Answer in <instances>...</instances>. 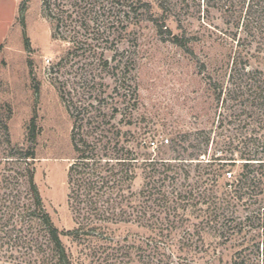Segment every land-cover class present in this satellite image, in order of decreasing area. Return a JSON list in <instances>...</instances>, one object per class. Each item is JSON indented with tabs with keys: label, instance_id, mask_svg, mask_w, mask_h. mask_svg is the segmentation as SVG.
I'll return each mask as SVG.
<instances>
[{
	"label": "rangeland",
	"instance_id": "obj_1",
	"mask_svg": "<svg viewBox=\"0 0 264 264\" xmlns=\"http://www.w3.org/2000/svg\"><path fill=\"white\" fill-rule=\"evenodd\" d=\"M46 1L56 21L43 0H0V119L7 120L13 145L36 139V183L55 225L74 228L68 204L72 119L64 96L79 107L99 104V115L138 136L137 191L149 169L145 155L175 163L169 159L193 151L185 136L198 134V149L207 151L202 164L179 165L171 175L177 192L194 188L209 204L164 221L175 235L163 244L153 241L147 220L142 227L111 226L119 245L108 251L131 256L102 264H264V192L230 198L242 161L207 164L219 155L230 159L231 149L240 159L235 148L264 133V116L251 117L244 108L251 72H264V21L247 24L250 0ZM210 205L218 211L198 210ZM64 243L75 264H91L79 247Z\"/></svg>",
	"mask_w": 264,
	"mask_h": 264
},
{
	"label": "trees",
	"instance_id": "obj_2",
	"mask_svg": "<svg viewBox=\"0 0 264 264\" xmlns=\"http://www.w3.org/2000/svg\"><path fill=\"white\" fill-rule=\"evenodd\" d=\"M250 2L245 19L248 20L249 26H253L256 22L259 24L264 21V0H250ZM49 3L43 0L45 9L49 8L48 17L56 21V15L52 13ZM249 26H246L247 30ZM171 42L183 46L178 37H173ZM237 66L238 63H235V67ZM251 76L252 83L249 86L252 93L244 100L248 104L244 108L251 117L259 119L264 116V72L255 70L251 72ZM234 77L233 75L232 82ZM223 92L222 90L219 100ZM231 93L232 91L225 95L231 97ZM61 100L72 119L71 143L74 158L68 172V204L73 213L74 228L60 230L45 206L36 183L37 154L34 145L36 139L33 137L31 141L28 139L27 142L33 141V144L27 147L13 145L7 120L2 117L0 119V256H4L5 260L0 262L75 264L74 253L66 246L64 239L79 247L81 259L90 260L91 264L114 262L131 255L128 251L123 253L122 249L108 251L112 245H119V242L115 243L114 237L109 234L111 226L142 227L143 222L147 220L152 226L145 228L154 235L153 241L163 244V241L175 235V231L170 226L164 225V221L176 217L172 216L173 214L191 212L193 208L209 204L205 201V195L193 193L194 188L183 194L177 192L174 189L175 176L171 175L176 174L174 169L180 167L179 165L203 163L201 156L206 155L207 151L198 149L202 143L200 139L202 134H198L197 137L185 136V143L187 142L193 151L183 157L169 159L175 163L160 159L157 160V164L156 160L145 155L148 158L145 157L144 160L149 164L144 166L149 169L145 175V186L137 191L135 183L142 168V159L138 153L140 147L138 136L132 130L119 127L120 124H116L115 121L112 123L114 119L99 115L97 113L101 110L99 104L95 105L92 102L87 106L79 107L73 101L67 102L64 96H61ZM227 101L228 98H225L224 103ZM237 109L234 108L232 112L234 114L241 112L236 111ZM104 118L109 119L108 122ZM31 125H35L34 120ZM255 136L251 142L248 139L243 144L244 147L241 145L235 148L240 159H235L234 151L231 149L230 159L219 155L207 163L223 166L236 165L237 161H242L239 177L228 191L230 198L245 200L264 192V133L259 132ZM209 141L208 138L206 145ZM228 176L232 178L231 173ZM212 205L205 210L201 208L198 210L208 213L217 212L218 209L213 208ZM154 222L160 225H153ZM158 248H156L157 252L160 250ZM138 251L141 252L142 248L139 247ZM137 254L138 258H144ZM160 256L165 258L164 254L160 253ZM157 264L168 263L160 259Z\"/></svg>",
	"mask_w": 264,
	"mask_h": 264
},
{
	"label": "built area",
	"instance_id": "obj_3",
	"mask_svg": "<svg viewBox=\"0 0 264 264\" xmlns=\"http://www.w3.org/2000/svg\"><path fill=\"white\" fill-rule=\"evenodd\" d=\"M163 144H169V140L167 139V140H165V141H163Z\"/></svg>",
	"mask_w": 264,
	"mask_h": 264
}]
</instances>
